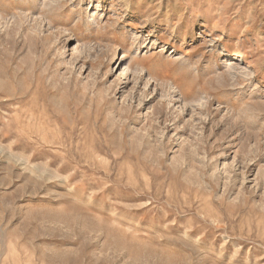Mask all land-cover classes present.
Returning <instances> with one entry per match:
<instances>
[{"label":"rangeland","instance_id":"374dc122","mask_svg":"<svg viewBox=\"0 0 264 264\" xmlns=\"http://www.w3.org/2000/svg\"><path fill=\"white\" fill-rule=\"evenodd\" d=\"M0 264H264V0H0Z\"/></svg>","mask_w":264,"mask_h":264}]
</instances>
